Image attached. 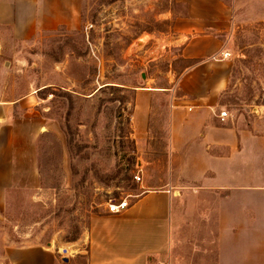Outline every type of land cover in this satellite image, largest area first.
<instances>
[{
  "label": "rangeland",
  "instance_id": "374dc122",
  "mask_svg": "<svg viewBox=\"0 0 264 264\" xmlns=\"http://www.w3.org/2000/svg\"><path fill=\"white\" fill-rule=\"evenodd\" d=\"M230 2L234 30L223 40L232 69L219 102L264 140V0ZM80 10L77 31L0 46L6 97L33 93L60 127V137L38 140L37 189L16 190L0 207V252L79 249L112 202L167 190L178 196L187 187L181 158L167 149L168 100L154 102L150 136L135 138L131 128L141 75L173 86L186 64H172L182 39L173 41L172 19L164 18L181 7L172 0H80ZM4 61L11 65L3 68Z\"/></svg>",
  "mask_w": 264,
  "mask_h": 264
},
{
  "label": "crops",
  "instance_id": "0c3cea01",
  "mask_svg": "<svg viewBox=\"0 0 264 264\" xmlns=\"http://www.w3.org/2000/svg\"><path fill=\"white\" fill-rule=\"evenodd\" d=\"M172 1L181 11L164 18L172 19L173 41L182 39L172 64H186L173 86L147 77L131 128L135 138L150 136L154 102L168 100L167 149L181 158L186 190L146 192L118 214L106 211L79 249L6 246L0 264H264V140L227 112L219 116L232 69L223 57L234 30L231 2ZM80 26V0H0V46ZM38 100L9 99L0 87V207L16 190L37 189L38 140L60 137Z\"/></svg>",
  "mask_w": 264,
  "mask_h": 264
},
{
  "label": "built area",
  "instance_id": "2783aa9c",
  "mask_svg": "<svg viewBox=\"0 0 264 264\" xmlns=\"http://www.w3.org/2000/svg\"><path fill=\"white\" fill-rule=\"evenodd\" d=\"M228 54H224L223 57H228ZM220 119L224 120L227 117L226 112L220 113ZM137 182H140V177H136L135 179ZM130 206V203L127 200H120V201H114L108 206V213L110 214H118L124 210H126Z\"/></svg>",
  "mask_w": 264,
  "mask_h": 264
},
{
  "label": "water",
  "instance_id": "95a60500",
  "mask_svg": "<svg viewBox=\"0 0 264 264\" xmlns=\"http://www.w3.org/2000/svg\"><path fill=\"white\" fill-rule=\"evenodd\" d=\"M9 63L8 62H6L5 63V65H4V67H7V65H8ZM141 79H142V82H141V87H144V85H145V83H146V80H147V77H146V75H144V74H142L141 75ZM140 87V88H141ZM62 252L63 253H66V251L65 250H62ZM64 260V262H67V260L66 259H63Z\"/></svg>",
  "mask_w": 264,
  "mask_h": 264
}]
</instances>
